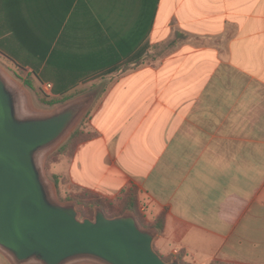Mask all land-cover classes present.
<instances>
[{
  "label": "crops",
  "instance_id": "1",
  "mask_svg": "<svg viewBox=\"0 0 264 264\" xmlns=\"http://www.w3.org/2000/svg\"><path fill=\"white\" fill-rule=\"evenodd\" d=\"M0 58L48 96L96 94V138L54 170L137 188L165 261L264 264V0H0Z\"/></svg>",
  "mask_w": 264,
  "mask_h": 264
},
{
  "label": "water",
  "instance_id": "2",
  "mask_svg": "<svg viewBox=\"0 0 264 264\" xmlns=\"http://www.w3.org/2000/svg\"><path fill=\"white\" fill-rule=\"evenodd\" d=\"M95 97L36 111L24 87L0 67V253L13 264H182L156 252L155 230L135 214L108 217L98 208L93 219H81L75 204L56 197L45 160Z\"/></svg>",
  "mask_w": 264,
  "mask_h": 264
},
{
  "label": "rangeland",
  "instance_id": "3",
  "mask_svg": "<svg viewBox=\"0 0 264 264\" xmlns=\"http://www.w3.org/2000/svg\"><path fill=\"white\" fill-rule=\"evenodd\" d=\"M171 53L172 52H170L169 49H165V48L160 49L159 47H153V49L146 55L145 61H146V63L156 62L158 59L169 56ZM0 64L6 68H11V64L8 61H6L5 59L0 58ZM23 87H24L25 91L30 96V105L34 110H36V111H45V110L46 111H52L54 109L61 107V106H56V107L51 108V107L45 105V103L43 102L45 99L44 96L45 95L48 96V95L43 92L42 87H34L36 89V91L32 90L26 86H23ZM89 93H90L89 91H79L78 90L76 93L77 97L74 99L84 97ZM97 104L98 103H96V102L93 103L89 112L82 118V120L78 123L77 128L75 129V131L77 129H80L81 131H83L84 134L80 138V143L74 148L73 155L71 157H64V156L61 157L58 155H54V153L58 150L57 149L53 154H51L45 160V163H44L46 176L49 179L50 183L54 187L56 197L58 198V200L62 204L73 203L76 205V207H77L76 201H78L80 203L79 209L82 211V214L79 212L81 219L94 218L95 212L98 208L97 207H94V208L89 207L88 204L92 201L96 202L97 200H101V201L106 202L109 205L118 206L120 204V202L123 200V197H124L126 192H128L129 190H132V189H134L138 192L137 188L132 187V188H129V189L122 191V193H120L114 197L104 196V195H102V194H100L94 190L82 189V188L78 187L77 185H75L72 182V180L68 176H65L63 173L62 174L56 173L54 170V163L55 162L61 161V159H63V158L64 159L65 158H73L78 147H79V145H81L82 143H85L87 141H91L94 138H96L97 133L90 127V120H91V114H92V112L95 109ZM71 135H70V137H71ZM77 210H78V208H77ZM138 213H139V216L141 217V219L143 221H145L144 216H143V212L141 211L140 206H139V193H138ZM154 248H155V245H154ZM155 250H156V248H155ZM156 252L160 255V253L157 250H156Z\"/></svg>",
  "mask_w": 264,
  "mask_h": 264
},
{
  "label": "trees",
  "instance_id": "4",
  "mask_svg": "<svg viewBox=\"0 0 264 264\" xmlns=\"http://www.w3.org/2000/svg\"><path fill=\"white\" fill-rule=\"evenodd\" d=\"M26 87L35 90L36 89L29 84V82H26ZM77 88L78 87H72L71 89H68L67 91L59 93L58 97H52V96H44V103L45 105L53 108L56 106H62L76 98L77 96ZM46 100V101H45ZM83 131L80 129H77L71 137L68 139V141L62 145L55 153L54 155L58 156H64V157H71L73 155L74 148L80 143V138L83 136ZM77 202V208L78 211L82 214V211L79 209L80 203ZM89 207H97L101 208L105 214L108 217H116V216H121L124 214H130L133 213L135 214L141 223L144 225V227L149 228L146 226L145 221L141 219L138 213V192L134 189L129 190L128 192L125 193L123 200L120 202L118 206H113L109 205L104 201L97 200L96 202L92 201L89 204ZM93 219V218H89ZM150 228H153L157 234L162 233L163 228H164V219L163 217L158 219L155 224L150 226ZM180 259V258H179ZM181 260V259H180Z\"/></svg>",
  "mask_w": 264,
  "mask_h": 264
},
{
  "label": "built area",
  "instance_id": "5",
  "mask_svg": "<svg viewBox=\"0 0 264 264\" xmlns=\"http://www.w3.org/2000/svg\"><path fill=\"white\" fill-rule=\"evenodd\" d=\"M42 90L45 94L47 95H52V90H53V86L49 85V84H45L44 86H42Z\"/></svg>",
  "mask_w": 264,
  "mask_h": 264
}]
</instances>
